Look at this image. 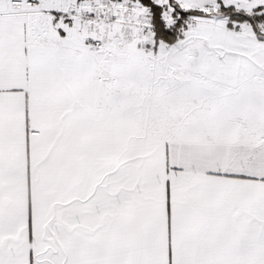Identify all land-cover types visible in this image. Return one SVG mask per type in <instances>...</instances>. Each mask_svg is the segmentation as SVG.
I'll list each match as a JSON object with an SVG mask.
<instances>
[{"label":"snow or ice","instance_id":"snow-or-ice-1","mask_svg":"<svg viewBox=\"0 0 264 264\" xmlns=\"http://www.w3.org/2000/svg\"><path fill=\"white\" fill-rule=\"evenodd\" d=\"M0 264H264V0H0Z\"/></svg>","mask_w":264,"mask_h":264}]
</instances>
